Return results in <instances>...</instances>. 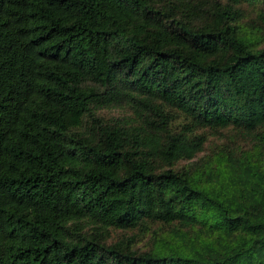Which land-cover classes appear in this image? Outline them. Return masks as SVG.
Returning a JSON list of instances; mask_svg holds the SVG:
<instances>
[{"label":"trees","instance_id":"trees-1","mask_svg":"<svg viewBox=\"0 0 264 264\" xmlns=\"http://www.w3.org/2000/svg\"><path fill=\"white\" fill-rule=\"evenodd\" d=\"M0 264H264V0H0Z\"/></svg>","mask_w":264,"mask_h":264},{"label":"rangeland","instance_id":"rangeland-1","mask_svg":"<svg viewBox=\"0 0 264 264\" xmlns=\"http://www.w3.org/2000/svg\"><path fill=\"white\" fill-rule=\"evenodd\" d=\"M121 112H123V111L120 110V109H114V110L113 109H109V110H105L104 111V113H106L107 116H112L114 114L117 115V114H119ZM224 141H226V139L224 137L214 136V137L211 138L210 142H208L207 147H206V150L210 153L211 150H214L215 149L214 145L216 143H221V142H224Z\"/></svg>","mask_w":264,"mask_h":264}]
</instances>
